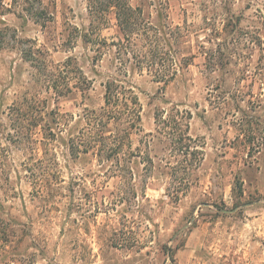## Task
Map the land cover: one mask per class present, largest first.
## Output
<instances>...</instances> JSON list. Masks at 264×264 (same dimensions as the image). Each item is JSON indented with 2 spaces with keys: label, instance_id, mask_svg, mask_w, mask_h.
Listing matches in <instances>:
<instances>
[{
  "label": "rangeland",
  "instance_id": "1",
  "mask_svg": "<svg viewBox=\"0 0 264 264\" xmlns=\"http://www.w3.org/2000/svg\"><path fill=\"white\" fill-rule=\"evenodd\" d=\"M114 1L0 0V264H264V0ZM112 80L141 122L75 154Z\"/></svg>",
  "mask_w": 264,
  "mask_h": 264
},
{
  "label": "trees",
  "instance_id": "2",
  "mask_svg": "<svg viewBox=\"0 0 264 264\" xmlns=\"http://www.w3.org/2000/svg\"><path fill=\"white\" fill-rule=\"evenodd\" d=\"M90 5L92 15L95 16L98 13L93 12V8L97 6L95 0H90ZM99 6H101V3ZM108 8L116 9L118 26L128 39L140 29L141 23L138 16V8H133L127 1L121 4L117 0L109 4ZM105 103L106 105L101 110L91 111L85 116V126L80 133L84 140L81 141V137L70 139L69 148L72 152L77 153L78 146L82 144L85 146L83 153L96 150V152H99L97 156L101 158L102 154H107L108 151L110 152L109 158H117L123 143L130 141L132 133L137 126L136 122H141L140 108H138L139 100L135 92L112 80L106 86ZM134 117L137 118V121L133 119ZM156 121L159 124L161 120L158 117ZM167 122L162 123L164 130H166L164 132L167 133V131L171 130L170 136H173L174 140L177 141L176 144L181 145L183 149L182 143L188 139V127L180 129L176 123ZM173 125L177 127L174 128ZM77 142L81 143L78 144ZM196 153H198V150L193 149L191 154L194 155ZM21 232L25 233L24 230ZM22 238L18 230L15 231L11 228L9 231H3L0 226V250H3L2 253L5 260L9 259V262H14L21 258L22 255L18 249L19 244L23 240ZM17 243H19L18 246L16 245ZM10 247L13 249H10Z\"/></svg>",
  "mask_w": 264,
  "mask_h": 264
}]
</instances>
